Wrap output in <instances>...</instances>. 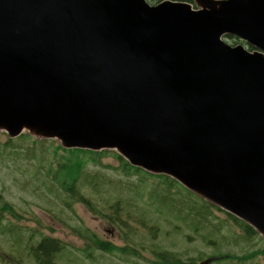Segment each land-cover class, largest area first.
Segmentation results:
<instances>
[{"label": "water", "instance_id": "95a60500", "mask_svg": "<svg viewBox=\"0 0 264 264\" xmlns=\"http://www.w3.org/2000/svg\"><path fill=\"white\" fill-rule=\"evenodd\" d=\"M194 1L0 0V131L116 151L264 238V0Z\"/></svg>", "mask_w": 264, "mask_h": 264}, {"label": "rangeland", "instance_id": "374dc122", "mask_svg": "<svg viewBox=\"0 0 264 264\" xmlns=\"http://www.w3.org/2000/svg\"><path fill=\"white\" fill-rule=\"evenodd\" d=\"M58 144L0 131V264H37L31 249L45 238L63 245L56 264H163L162 251L197 264L210 258L216 259L209 264H264L261 235H248L224 210L173 179L130 169L115 151L96 152L86 163L78 158L85 168L72 195L62 185L66 155Z\"/></svg>", "mask_w": 264, "mask_h": 264}, {"label": "trees", "instance_id": "16d2710c", "mask_svg": "<svg viewBox=\"0 0 264 264\" xmlns=\"http://www.w3.org/2000/svg\"><path fill=\"white\" fill-rule=\"evenodd\" d=\"M163 0H159L158 2H162ZM174 1H182V2H188L193 3V0H174ZM250 50H253L252 47H250ZM28 135H23L22 137H25ZM36 141V140H35ZM39 141H36L38 143ZM47 141H42V143H46ZM12 141H9V144H11ZM53 143V141H51ZM58 150H61L66 155V159L63 162V164L60 166V170L65 173V180L63 181L62 185L65 186V190L72 195H77V181L79 180L80 176L84 172L85 164L83 161L79 159H88L90 156H96L99 153L88 151V150H80V149H64L59 144L57 146ZM103 153V152H102ZM105 154V153H104ZM102 156V155H101ZM100 156V157H101ZM79 158V159H78ZM121 160H124L122 157H119ZM125 161V160H124ZM126 166L130 169L134 170H140L137 168L132 167L129 163L126 161ZM86 176V175H85ZM85 176L81 177V180L86 178ZM70 177H75V181L71 183V185L66 183V179ZM91 177L92 180L89 181L88 185L92 186L94 189L95 185L93 184V181L95 179L94 176L87 175V178ZM96 180V179H95ZM80 192V189L78 190ZM79 199L82 202H87L86 199L80 195ZM231 216V215H230ZM232 217V216H231ZM237 223H239L243 228H245L248 235L257 234L254 229L244 222L236 219L235 217H232ZM102 248H105L103 245H101ZM63 249V245L60 241L50 238H45L41 240L36 247H32V255L34 257V260L37 264H56V256L57 254ZM159 259L162 260L163 264H197L196 262L190 260L189 262H183L179 258L175 257L172 252L170 251H162L157 256Z\"/></svg>", "mask_w": 264, "mask_h": 264}]
</instances>
